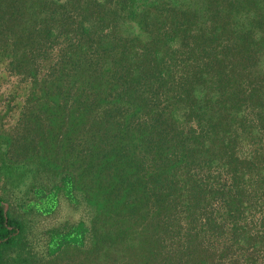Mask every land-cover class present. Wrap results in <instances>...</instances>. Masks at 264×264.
Instances as JSON below:
<instances>
[{
    "label": "trees",
    "instance_id": "trees-1",
    "mask_svg": "<svg viewBox=\"0 0 264 264\" xmlns=\"http://www.w3.org/2000/svg\"><path fill=\"white\" fill-rule=\"evenodd\" d=\"M0 264H264V0H0Z\"/></svg>",
    "mask_w": 264,
    "mask_h": 264
},
{
    "label": "rangeland",
    "instance_id": "rangeland-1",
    "mask_svg": "<svg viewBox=\"0 0 264 264\" xmlns=\"http://www.w3.org/2000/svg\"><path fill=\"white\" fill-rule=\"evenodd\" d=\"M67 216H70V219H72V220H74L75 218H76V214H72V213H70V214H68Z\"/></svg>",
    "mask_w": 264,
    "mask_h": 264
},
{
    "label": "water",
    "instance_id": "water-1",
    "mask_svg": "<svg viewBox=\"0 0 264 264\" xmlns=\"http://www.w3.org/2000/svg\"><path fill=\"white\" fill-rule=\"evenodd\" d=\"M7 209H8V206L6 205V206H5V211H7Z\"/></svg>",
    "mask_w": 264,
    "mask_h": 264
}]
</instances>
